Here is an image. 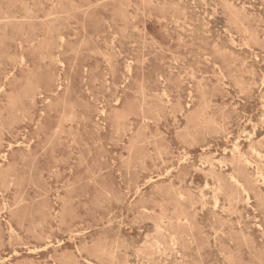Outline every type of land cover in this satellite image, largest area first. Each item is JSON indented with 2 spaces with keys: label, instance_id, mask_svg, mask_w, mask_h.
Returning a JSON list of instances; mask_svg holds the SVG:
<instances>
[{
  "label": "rangeland",
  "instance_id": "obj_1",
  "mask_svg": "<svg viewBox=\"0 0 264 264\" xmlns=\"http://www.w3.org/2000/svg\"><path fill=\"white\" fill-rule=\"evenodd\" d=\"M0 264H264V0H0Z\"/></svg>",
  "mask_w": 264,
  "mask_h": 264
},
{
  "label": "bare ground",
  "instance_id": "obj_2",
  "mask_svg": "<svg viewBox=\"0 0 264 264\" xmlns=\"http://www.w3.org/2000/svg\"><path fill=\"white\" fill-rule=\"evenodd\" d=\"M186 10H187V9H186ZM191 15H192V14H191ZM186 18H187V15H186ZM198 19H199V17H198ZM185 20H186V19H185ZM182 21H183V20H182ZM180 23H181V21H180ZM181 24H182V23H181ZM180 26H181V25H180ZM177 27H178V26H177ZM187 29H188V28H187ZM177 30H178V29H177ZM188 30H189V29H188ZM184 31H185V30H184ZM190 31H191V30H190ZM196 31H197V30H196ZM116 33H117V32H116ZM194 33H195V32H194ZM199 34H200V33H199ZM113 35H114V34H113ZM194 35H195V34H194ZM135 41H136V39H135ZM194 53H196V52H194ZM198 58H199V57H198ZM198 58H197V59H198ZM129 64H130V63H129ZM66 79H67V78H66ZM67 80H68V79H67ZM67 82H68V81H67ZM67 82H66V83H67ZM70 84H71V83H70ZM104 111H105V110H104ZM104 111H103V112H104ZM39 119H40V118H39ZM216 119H217V118H216ZM211 121H212V120H211ZM236 140H237V139H236ZM254 150H255V149H254ZM254 150H253V151H254ZM257 153H258V152H257ZM258 154H259V153H258ZM256 167H257V166H256ZM256 169H257V168H256ZM222 172H223V171H222ZM219 178H220V177H219ZM232 178H233V177H232ZM233 179H234V178H233ZM244 191H245V190H244ZM180 196H181V195H180ZM182 196H183V194H182ZM182 198H183V197H182ZM247 198H248V197H247ZM156 199H157V198H156ZM217 201H218V199H217ZM178 202H179V201H178ZM182 206H183V205H182ZM177 207H180V206H177ZM187 212H188V211H187ZM221 218H222V217H221ZM107 222H108V221H107ZM178 222H179V221H178ZM244 223H245V221H244ZM107 224H108V223H107ZM245 224H247V223H245ZM245 224H244V225H245ZM261 227H262V226H261ZM69 237H70V236H69ZM172 237H173V236H172ZM66 239H67V238H66ZM37 249H38V248H37ZM39 249H40V248H39ZM33 250H34V249H33ZM158 250H159V249H158ZM25 251H26V250H25ZM30 251H31V250H30ZM17 252H18V251H17ZM252 261H253V260H252ZM254 262H255V261H254Z\"/></svg>",
  "mask_w": 264,
  "mask_h": 264
}]
</instances>
